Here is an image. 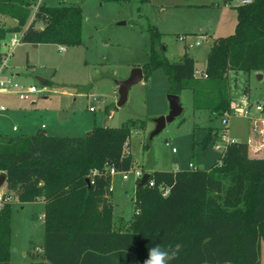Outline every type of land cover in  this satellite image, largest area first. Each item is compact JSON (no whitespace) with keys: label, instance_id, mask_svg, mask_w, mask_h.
Wrapping results in <instances>:
<instances>
[{"label":"trees","instance_id":"trees-1","mask_svg":"<svg viewBox=\"0 0 264 264\" xmlns=\"http://www.w3.org/2000/svg\"><path fill=\"white\" fill-rule=\"evenodd\" d=\"M33 5L32 0H0V15L16 22L10 28L0 27V42L7 34L20 33L22 44L63 49L81 45L80 7ZM31 7L35 9L28 24ZM232 10L234 32L213 40L205 60V78L195 76V61L187 46L179 61L169 62L163 35L149 27V61L141 67L143 80L161 69L168 94L179 96L190 90L193 110L223 118L231 109L228 74L264 77V0L239 4ZM37 23L42 25L40 29L35 27ZM142 128L143 121L130 119L118 128H93L85 137L49 136L44 130L29 137L0 136V177L6 187L0 201V264L10 261V194L21 204L43 202L42 252L30 254V264H142L151 244L177 242L183 248L172 264H261V121L250 119L251 139L228 144L219 163L208 170L153 171L141 187L137 180L133 220L129 226L115 229L109 171L128 173L132 169L126 148L132 132ZM213 130L201 143L204 149ZM151 182L153 186H149Z\"/></svg>","mask_w":264,"mask_h":264},{"label":"rangeland","instance_id":"rangeland-1","mask_svg":"<svg viewBox=\"0 0 264 264\" xmlns=\"http://www.w3.org/2000/svg\"><path fill=\"white\" fill-rule=\"evenodd\" d=\"M239 1L32 0L33 6L80 7L82 43L60 49L55 45L19 43L20 33L5 36L0 42V67L5 61L0 79H10L24 87L34 86L37 93L26 100H19L14 94L0 95V107L4 108L0 111V136L29 137L44 130L49 136L85 137L96 127L118 128L130 119L143 121L144 128L132 132L126 148L133 160L127 179H122V173H116L110 186L113 226L115 229L118 225L129 226L135 214L133 200L137 180L134 172L150 175L153 171L189 170V164L208 170L219 163L225 149L218 132L224 127L221 117L206 110H193L192 92L183 90L178 96L181 114L150 138L155 120L169 112L168 81L163 71L155 70L147 80L133 85L121 107H117V82L126 79L132 69L148 63L149 27H155L163 35L165 57L169 62L179 61L184 53L185 43L179 41L180 37H185L192 45L198 41L199 46L187 49V53L195 61V70L204 72L213 40L234 32L236 18L232 7L238 6ZM34 9L30 8L28 24ZM15 24L14 20L0 15V27L10 28ZM35 27L42 25L37 23ZM14 36L18 44L11 48ZM199 36L204 38L199 39ZM38 79L46 80L47 84L40 85ZM228 87L231 106L236 108L239 103L247 102L253 107L248 116L235 115L227 119L226 137L248 142L252 137L250 119L261 121L264 137V112L254 109L257 104H264V77L258 80L254 73L230 72ZM245 88L246 94L243 93ZM211 129H214L211 140L204 149L201 143ZM3 193H6L4 181L0 184V195ZM10 200L9 264H30V254L42 252L43 202L21 204L13 194ZM261 264H264V244L261 245Z\"/></svg>","mask_w":264,"mask_h":264},{"label":"built area","instance_id":"built-area-1","mask_svg":"<svg viewBox=\"0 0 264 264\" xmlns=\"http://www.w3.org/2000/svg\"><path fill=\"white\" fill-rule=\"evenodd\" d=\"M252 0H240L239 4L244 5V4H249L251 3ZM201 39V38H199ZM179 41L184 42L185 46H187V48H192L193 46H199V42H195V44H190L187 43V40L185 37H180ZM18 44V40L16 38V36H14L11 39V43H10V47L13 48ZM63 49V48H60ZM5 66V61H3L1 67H0V75H2V70L4 69ZM195 76L196 77H201V78H205V74L203 72H198L197 70H195ZM37 93V90L34 86H28V87H24L23 85H20L19 83L16 82H12L10 79H0V94L3 95H9V94H14L18 97L19 100H26L28 98L29 95H34ZM252 104H249L247 102H243V103H239L238 107L234 108L233 106H231L230 112L225 114V116L221 119V124L224 128H222V131L220 132V136L222 138V142H224L225 147L228 144L234 143L236 142L234 139H230L228 137H226V125H227V119L231 116H235V115H243V116H248L250 109L252 108ZM255 111L257 112H264V104H257L255 106ZM4 108L0 107V111H3ZM90 111H93V109H90ZM216 149H219V146L215 147ZM174 151V150H173ZM262 152L264 155V143H263V147H262ZM189 168L190 169H194L193 164H189ZM110 175L113 176L114 174H116V172L113 169H110ZM135 178L136 180L140 181L143 177V173L141 171H135L134 172ZM122 179L126 180L127 179V173H122ZM149 186H153V183H149ZM167 193V190H164V194ZM0 201H1V195H0Z\"/></svg>","mask_w":264,"mask_h":264},{"label":"water","instance_id":"water-1","mask_svg":"<svg viewBox=\"0 0 264 264\" xmlns=\"http://www.w3.org/2000/svg\"><path fill=\"white\" fill-rule=\"evenodd\" d=\"M262 76L260 74L257 75V79L260 80ZM143 80V74L141 68H134L131 70L129 76L120 82H117L118 86V102L117 107H121L125 104L127 100V95L129 89ZM40 85H45L46 80L38 79ZM167 101L169 104V112L166 116H161L155 120V129L152 132L150 138L159 134L166 126V124L171 123L176 117H178L182 108L180 105V100L178 96L170 95L167 96ZM148 179V175H143L142 179L139 181L138 186H143ZM4 181L3 177H0V184Z\"/></svg>","mask_w":264,"mask_h":264},{"label":"clouds","instance_id":"clouds-1","mask_svg":"<svg viewBox=\"0 0 264 264\" xmlns=\"http://www.w3.org/2000/svg\"><path fill=\"white\" fill-rule=\"evenodd\" d=\"M182 248L183 244L180 242L167 245L153 243L147 248L142 264H172L179 257Z\"/></svg>","mask_w":264,"mask_h":264},{"label":"crops","instance_id":"crops-1","mask_svg":"<svg viewBox=\"0 0 264 264\" xmlns=\"http://www.w3.org/2000/svg\"><path fill=\"white\" fill-rule=\"evenodd\" d=\"M234 14H235V13H234ZM40 28H41V27H40ZM40 28H39V29H40ZM199 37H200V38H204L203 36H199ZM209 48H210V47H209ZM257 75H258V74H257ZM124 80H125V79H124ZM0 95H2V94H0ZM41 127L44 128V125H42ZM13 130H15V129L13 128ZM235 141H236V140H235ZM236 142H237V141H236ZM251 152H252V151H251ZM193 166H194V165H193ZM194 167H195V166H194ZM197 168H198V167H197ZM198 169H199V168H198Z\"/></svg>","mask_w":264,"mask_h":264}]
</instances>
